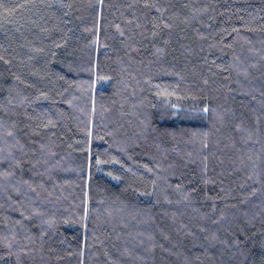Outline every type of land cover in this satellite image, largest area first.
I'll list each match as a JSON object with an SVG mask.
<instances>
[{
    "label": "trees",
    "instance_id": "1",
    "mask_svg": "<svg viewBox=\"0 0 264 264\" xmlns=\"http://www.w3.org/2000/svg\"><path fill=\"white\" fill-rule=\"evenodd\" d=\"M0 264H264V0H0Z\"/></svg>",
    "mask_w": 264,
    "mask_h": 264
},
{
    "label": "snow or ice",
    "instance_id": "2",
    "mask_svg": "<svg viewBox=\"0 0 264 264\" xmlns=\"http://www.w3.org/2000/svg\"><path fill=\"white\" fill-rule=\"evenodd\" d=\"M87 195V193H85ZM85 214H87V200H85Z\"/></svg>",
    "mask_w": 264,
    "mask_h": 264
}]
</instances>
